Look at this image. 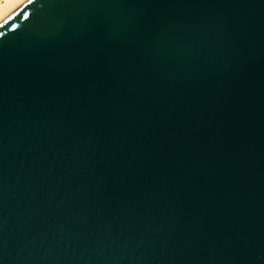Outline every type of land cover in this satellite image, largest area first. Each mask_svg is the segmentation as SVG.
<instances>
[{"label": "water", "instance_id": "1", "mask_svg": "<svg viewBox=\"0 0 264 264\" xmlns=\"http://www.w3.org/2000/svg\"><path fill=\"white\" fill-rule=\"evenodd\" d=\"M0 264H264V0L6 13Z\"/></svg>", "mask_w": 264, "mask_h": 264}, {"label": "bare ground", "instance_id": "2", "mask_svg": "<svg viewBox=\"0 0 264 264\" xmlns=\"http://www.w3.org/2000/svg\"><path fill=\"white\" fill-rule=\"evenodd\" d=\"M26 0H0V21L14 6L25 2Z\"/></svg>", "mask_w": 264, "mask_h": 264}, {"label": "snow or ice", "instance_id": "3", "mask_svg": "<svg viewBox=\"0 0 264 264\" xmlns=\"http://www.w3.org/2000/svg\"><path fill=\"white\" fill-rule=\"evenodd\" d=\"M30 2H31V0H30Z\"/></svg>", "mask_w": 264, "mask_h": 264}]
</instances>
